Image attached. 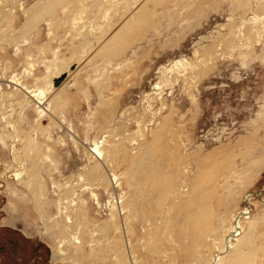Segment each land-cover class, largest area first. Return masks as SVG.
<instances>
[{
  "label": "rangeland",
  "instance_id": "1",
  "mask_svg": "<svg viewBox=\"0 0 264 264\" xmlns=\"http://www.w3.org/2000/svg\"><path fill=\"white\" fill-rule=\"evenodd\" d=\"M98 1L0 0V264H54L59 233L53 243L44 224L76 215L78 199L81 248L110 249L106 264L126 218L137 264H206L235 216L244 242L219 264H264V0ZM66 71L64 87L47 85ZM16 77L45 91L40 104ZM113 144L121 180L107 190L82 175L90 150ZM146 146L162 176L151 196L126 183ZM26 170L42 178L38 206L14 178ZM101 253L78 263L101 264Z\"/></svg>",
  "mask_w": 264,
  "mask_h": 264
},
{
  "label": "bare ground",
  "instance_id": "2",
  "mask_svg": "<svg viewBox=\"0 0 264 264\" xmlns=\"http://www.w3.org/2000/svg\"><path fill=\"white\" fill-rule=\"evenodd\" d=\"M102 1L104 2V4L108 5L111 0H99L98 1V5H102L103 4ZM46 6L51 7V5H46ZM91 31L93 32V30H91ZM87 41H88V45H90V46H92V45L96 46V44H97V41L95 40L94 36L93 35H90V33H89V36L87 37ZM70 64H71V62L68 64V66H69L68 68H70V66L72 65V64L71 65ZM57 73H58V75L55 76V77H53L52 78L53 80L54 79L56 80V78L58 80H61L63 78L62 75H66V77L64 79V82L62 83L60 81L61 84H59L57 86V88L60 89V88L64 87V85L68 82V78L70 77V75L72 74V72L66 71V72H60V73L57 72ZM15 79L17 80V77ZM53 80L52 81L50 80L47 83V85L51 89L52 88H55L53 86ZM8 83L13 84L15 87L19 88V91H21L23 93V95H25L26 98L32 99L36 103H39V104L41 103V100L43 99L42 97H44V95H45V91L44 90H39V91L38 90L29 91L30 89L29 90H26L27 88H24V87H22V86H20L18 84V80H17V82H15V81H9ZM15 91H18V89L15 90ZM156 138H158L157 140H159V137H156ZM152 142H154V139H153ZM156 143H157V141H156ZM146 144L147 143L145 142L144 145H146ZM148 151H149V147L146 146V147L142 148L141 151H140V156H138V155L136 156V159H135L136 160V165L133 168L126 170L125 172H126V175L128 176V177H126V178H128V180L126 179V183L127 184L129 182H131L130 180H132V178H133L135 180V182L137 183V185L139 186V190L142 191V192H144L146 195L151 196V194H156V191L155 190H157L158 185H160V183L162 182V181L159 182V178L162 177V176H160L157 173L158 172L157 169L154 170V169L150 168V164H148L149 163L148 161L150 160L151 153L148 152ZM111 152L113 154H116V152H119V150H117V147H116L115 144H113V147H110V148H108L106 150L105 149L100 150L99 148H97L96 146H94V148L91 149L89 153L92 156H94L95 165H94L93 168H90L87 173H84L82 175L83 178L84 179H90V180L91 179L96 180L97 182H99V186H101L103 189H106L107 187L109 188V186L110 185L112 186V184H117L118 186H120L118 183L120 182L121 177L120 176H116L113 173V171L111 170V168H109V164L112 161L108 159L109 157H107L108 156L107 154L108 153H111ZM29 162L32 165L37 164V163H34V161L32 162L31 159L29 160ZM202 166L203 165H201V167ZM37 168H38V166H37ZM196 169H197V167H196ZM198 169H197V171H195V173L198 172ZM200 170L203 171L204 169L202 170L200 168ZM25 174L26 175L23 176V173L22 172L21 173H18L17 172V173L14 174V178H15L16 182L19 185H22L31 194V197L33 198V200L35 202V206H38V205H40L42 203V202L41 203L39 202L40 201L41 193L43 192L42 178H40V176L38 174V171H36V170H35V172L33 174L30 173L31 175H29L28 174V171L26 170L25 171ZM201 174H202V172H201ZM207 175H205V176H207ZM196 178L198 180H201L203 178V176L201 178L200 172H198L196 174ZM206 181L207 180H205V182ZM199 184L197 183L195 190L197 189V187L199 186ZM207 185H206V187H207ZM211 186H212V184H211ZM108 188H107V190H108ZM80 194H82V193H80ZM167 195H168V193H167ZM201 195L202 194H200V196ZM158 196L159 195H157V197ZM202 197L204 199H202ZM205 199H207V198H205L204 195H203V196H201L200 201L203 202ZM245 201H247V205H248L247 206V209L249 207L250 208H249V210L245 209L242 214H246V213H248V212L251 211V203H250V201L248 199H246ZM196 202L197 201H195V203ZM116 203H117V205H119V210L120 211H118V209H117L116 214H114V215L118 216V215H120V212H121V214H124V210L127 208L126 202H125V198H123V196L121 195L119 197L118 201H116ZM149 205H151V204H149ZM75 209L77 210V214L76 215H73L70 212V213H66L64 215V217H62V216L60 217V220H61L60 225L55 224V223H52V222L50 223L49 220H47L46 221V224H44L45 225V228L49 232L50 239L52 240L53 243H55V241H56V236H55L56 232L59 233V237H58V240H57L58 241L57 242L58 244H57L56 249L54 250V252L52 254V258H51L52 261H53V263L54 264H61L63 261L67 260L70 264H77L79 257L82 256L85 252H87V249L89 251H91V250H94L95 251V250H98L99 249L102 252L99 255V257L101 258V264H106V259L105 258L107 257L106 255H108V254L105 255V253L107 251H108L107 253H111V252H109L110 249L107 250L108 248H98L99 246H97V245L94 244V245H91L90 246V249L87 248L85 251L82 250L81 244L83 242L77 236V235H79V233H82L83 231H85V229L87 227V224H86V218H87V216L85 215V211L86 210H84V204H83L82 199H78L77 205H76V208ZM126 212H127V210H126ZM128 212H129V210H128ZM129 215H130V213H129ZM241 216H243V215H240L239 217H241ZM235 217H234L233 222H232V227L229 228V231H232V233L229 234L228 233L229 231H228L227 233L229 235L226 236L227 238L226 239H225V237L223 238V241L221 242V247L219 248V252H218L219 254H218V256H216L212 260H209V262L206 263V264H219V262L221 260H223L222 257L225 256V255H228L229 251L234 248V244L235 243L242 244L244 242L243 238H241L242 235H243V233H244L243 224H242L243 221L240 220V219H238L237 217L236 218ZM195 218H196V216H195ZM126 220L128 221L130 219L129 218H126ZM127 221H126V223H124V226L121 225L119 228L117 227V231H119L118 233H120L124 237V242H123L124 244L122 246V244L119 241H117V243H116L117 248H116V250H114L115 254L112 256V260H111L112 262H114V264H137L138 263L136 260H132V257H133L132 256V252H131V249H132L131 248L132 247V245H131V238L132 237H130V235L128 234ZM90 228L92 229V227H90ZM103 228H105V229L108 230L109 229V226H106V227H103ZM91 229L88 232H91L90 234L93 235V233H92L93 231ZM75 231H78V232L75 233ZM99 241L102 242V239H99ZM138 242H141V241L138 240ZM231 254H233V253H231ZM109 256H110V254H109ZM240 257L234 258L232 260V263L231 264H236L237 260Z\"/></svg>",
  "mask_w": 264,
  "mask_h": 264
},
{
  "label": "water",
  "instance_id": "3",
  "mask_svg": "<svg viewBox=\"0 0 264 264\" xmlns=\"http://www.w3.org/2000/svg\"><path fill=\"white\" fill-rule=\"evenodd\" d=\"M60 84V80L56 79L53 81V86L57 87Z\"/></svg>",
  "mask_w": 264,
  "mask_h": 264
}]
</instances>
